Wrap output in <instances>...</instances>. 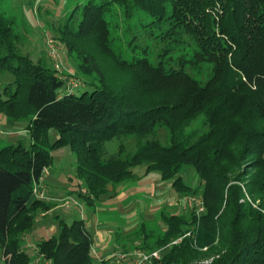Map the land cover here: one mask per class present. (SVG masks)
I'll return each mask as SVG.
<instances>
[{
	"label": "trees",
	"instance_id": "trees-1",
	"mask_svg": "<svg viewBox=\"0 0 264 264\" xmlns=\"http://www.w3.org/2000/svg\"><path fill=\"white\" fill-rule=\"evenodd\" d=\"M73 1L56 32L85 79L79 95L52 64L12 53L14 20L0 14V71L12 76L0 86V113L7 124L25 121L31 138L29 148H0L3 264H33L36 256L41 264H112L94 259L84 219L57 217V235L37 242L33 255L23 250L39 216L54 207L35 199L33 188L63 147L75 155L78 196L89 207L136 180L141 165L202 203L200 213L161 209L160 231L141 220L128 234L145 253L159 251L151 264H264V0ZM119 12L137 16L126 29L128 48L143 57L113 54L110 17ZM158 128L167 130L166 144L152 139L132 155L122 158L119 147L104 158L112 139H144ZM50 129L58 133L52 144ZM184 167L196 185L182 177Z\"/></svg>",
	"mask_w": 264,
	"mask_h": 264
},
{
	"label": "rangeland",
	"instance_id": "rangeland-1",
	"mask_svg": "<svg viewBox=\"0 0 264 264\" xmlns=\"http://www.w3.org/2000/svg\"><path fill=\"white\" fill-rule=\"evenodd\" d=\"M73 0H0V14L4 17H9L14 20L13 31L17 35V39L12 42L13 54L15 56H29L31 60H42L43 64L50 65L57 70V72L67 79V82L74 81L77 84L85 80L83 76L77 75L76 60L67 56V51L63 44L58 40L56 29L64 21L66 15L70 13L74 6ZM119 15H113L110 17V34H109V46L116 57H119L123 61H130L135 57H143L144 53L141 49L130 51L128 48V36L126 29L128 26L134 27L137 16H134L130 20H125L124 17ZM53 41L58 49L59 68H55V62L49 56L50 49L48 42ZM146 41H143L141 45H145ZM51 44V43H50ZM100 57V56H99ZM99 61L103 62L104 67L107 69V74H115L111 60L110 63L102 56ZM12 81V76L9 72L0 71V86ZM78 86V85H77ZM83 91V88H73V92L79 95ZM6 118L0 113V119ZM200 119L193 122L195 126L200 124ZM27 123L25 121H12V124L6 126V128L0 127V131H10L15 134H2L0 133V148L10 144L22 143L25 148H29L31 144V138L28 130L26 129ZM168 132L164 128H158L154 133L147 135L144 139H139L137 136H128L114 138L105 144L106 154L105 159L112 155H117L119 147H123L122 158L126 155H132L135 153L139 143L143 144L146 141L157 139L161 144H166ZM58 138V133L55 129L48 131V139L52 144ZM53 161L48 168L47 175L50 176L47 182L54 183L59 189L62 190L66 187L71 194L70 198L64 199L62 203L63 209H72L66 212L65 210H57L54 213H50L44 219L38 218L36 222V229L25 236L23 242V250H26L30 255L35 254V247L37 242L41 239H46L51 236L57 235L58 229L55 225V216H59L68 222H72L75 218L80 219V215H73V211L78 210L76 202H80L81 207H85L86 213L84 218L86 220L97 221L100 225H106L110 222H115L116 210L113 205L117 207L122 200L125 209L131 206L133 203L136 205V214H144L141 220L145 221L146 229L148 231H160L161 224L159 218V211L161 209L170 212H180L184 209V199L187 197L196 198V196H183L180 197L176 192L172 190L171 181H162L159 177V173L156 171L146 172L144 165L137 166L133 171L137 176L133 185H126L127 182H123L119 185L121 194L117 196L109 197L105 196L101 198L97 206H87L83 197H79L78 193L81 190L78 184L82 185L75 176L76 158L69 147H63L54 149L52 151ZM182 177L186 182L196 185V176L193 169L186 167L183 168ZM126 185V186H125ZM118 188H116L117 190ZM65 191V190H64ZM81 192H85L82 190ZM45 193V192H44ZM45 196H48L45 193ZM68 203V207H67ZM76 204V205H75ZM102 205V206H101ZM92 211H89L90 208ZM166 207V208H165ZM189 209V208H185ZM72 214V215H71ZM117 214L121 217L119 211ZM75 216V217H74ZM140 221H136L132 227H130L127 233H117L116 238L110 243L109 251H96L94 245H92V255L97 261L103 259H109L112 264H133L138 259L139 253L145 251L139 249V246L135 244V240L128 238V234L132 233L141 224ZM58 222V221H57ZM119 223V221H116ZM126 223V220H124ZM121 224V221L120 223ZM94 234V233H93ZM125 249V250H124ZM204 248L203 250H205ZM127 251V252H124ZM2 251L0 248V264H3ZM33 264H41L42 260L39 257H35ZM211 259H204L199 263H209ZM141 264H151L150 261Z\"/></svg>",
	"mask_w": 264,
	"mask_h": 264
},
{
	"label": "crops",
	"instance_id": "crops-1",
	"mask_svg": "<svg viewBox=\"0 0 264 264\" xmlns=\"http://www.w3.org/2000/svg\"><path fill=\"white\" fill-rule=\"evenodd\" d=\"M9 124H7V120L6 118H1L0 119V127L6 128V126H8ZM0 133L6 135H10V134H15L12 132H8L5 131L3 129V131H0ZM50 175H46L44 177L43 180V185H44V192L46 193V195L48 196V200L54 204V207L47 212L46 214H41L39 216V218L44 219L46 216H48L50 213H54L57 210H65L66 212L71 211L72 209H63L62 207V203H58V202H63L64 199L70 198L71 194H69V190L64 187L62 190L61 186L59 187V189L56 187V185L54 183L47 182V179H49ZM126 185H133L135 184V182L132 181H126ZM125 185V186H126ZM117 194L115 196H117L116 198H118L121 194V189L119 188V185L117 186ZM65 190V191H64ZM77 206H78V210L73 211L74 213H72L73 215L79 214L80 215V219H84L87 223V229L89 231V233L92 235L93 237V245L96 249V251H109V245L110 243L113 241V238H116L115 236H117V233L123 232V233H127L129 232V230L131 229L130 227L133 226L134 223H136V221H140L142 216L144 218V214H140L138 216V214H136V205L133 203L131 206H128L127 209H125L126 207H124L122 200L119 202V204L117 205V207L115 205H113L115 207V214H116V218L115 222H110L109 224L106 225H100L97 221H91V219L86 220L84 218V213H86V209L85 207H81L80 202H76ZM75 204V205H76ZM97 206V205H94ZM102 206V205H101ZM93 208L91 207L89 209V211H92ZM117 211L120 212L121 217L117 214ZM71 214V215H72ZM59 217V216H58ZM75 217V216H74ZM61 218V217H60ZM63 219V218H61ZM76 219V218H75ZM55 220V225H53V227L57 226L58 229V220H57V216H55L54 218ZM64 221H66L67 223H71L68 222V220L63 219ZM124 220H126V223L124 222ZM116 221H121V224H119ZM130 228V229H129ZM94 233V234H93Z\"/></svg>",
	"mask_w": 264,
	"mask_h": 264
},
{
	"label": "built area",
	"instance_id": "built-area-1",
	"mask_svg": "<svg viewBox=\"0 0 264 264\" xmlns=\"http://www.w3.org/2000/svg\"><path fill=\"white\" fill-rule=\"evenodd\" d=\"M48 45H49V49H50L49 56L55 62V68L58 69L60 66L59 65V57H58V49H57L58 46H56L53 41H49ZM77 85L78 84L74 81L68 82V86L71 89L77 87ZM47 172L48 171L46 169L43 172L42 177L39 179V182L34 185L33 197L35 199L47 200V197L45 196V193H44V185H43V180H44V177L47 175ZM67 207H68V203H67ZM192 207L197 208V213H200L204 210L202 203L198 199L192 198V197H187L186 199H184V207L183 208L185 209V208H192ZM92 252H94L93 249H92ZM151 258H156V259L159 258V251H154L152 253H145V252L139 253L138 259L133 264L146 263V261L151 262ZM46 264H49V263H46Z\"/></svg>",
	"mask_w": 264,
	"mask_h": 264
}]
</instances>
